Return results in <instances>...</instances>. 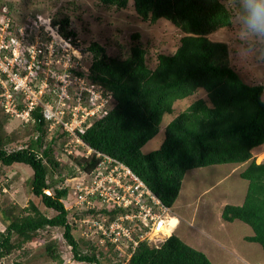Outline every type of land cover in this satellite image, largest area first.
Returning a JSON list of instances; mask_svg holds the SVG:
<instances>
[{"label":"trees","instance_id":"obj_1","mask_svg":"<svg viewBox=\"0 0 264 264\" xmlns=\"http://www.w3.org/2000/svg\"><path fill=\"white\" fill-rule=\"evenodd\" d=\"M130 1L144 20L156 23L166 18L184 34L173 53L158 54L154 68L148 66L145 50L139 45L121 59L111 58L97 43L89 46L93 54L90 77L112 92L114 104L80 136L92 148L128 165L169 207L178 198L187 170L212 164L249 162L240 173L248 180L244 200L239 205L226 204L222 217L249 224L253 234L246 235L245 239L259 243L264 249V162L258 163L253 157V149L264 144V85L244 81L230 65L228 44L208 36L220 28L232 26L231 10L221 0H100L103 5L117 9L126 8ZM68 23L66 17L62 24L67 26ZM60 31L79 46L74 30H64L62 26ZM200 88L207 99L193 100L167 123L161 145L144 153L142 147L159 132L164 114L173 111L177 100L196 94ZM33 115L37 129L47 127L40 107ZM3 144L0 132V163L29 165L33 170L32 193L55 213L48 215L31 200L14 214L0 202V214L9 219L5 229L0 230V264L2 258L25 242L37 239L39 234L47 235L51 229L54 233L60 227L76 260L100 264L95 248L92 246V252H84L73 233V229L80 230L83 225L73 218H81L87 211H73L64 203L69 198V188L57 186L59 180L52 177L54 169L60 165L53 148L48 145L39 151L41 137L28 148L12 151H7ZM68 158L87 171L99 162L95 153L89 156L68 154ZM45 189L51 192L47 194ZM98 208L97 212L107 213L108 219L119 212L118 209L109 210L105 204ZM82 237L96 245L92 241H96L97 234ZM53 239L44 248L59 262L58 238ZM150 242L141 239L125 264H212L204 251L175 233L162 242ZM107 244L114 249L113 243ZM127 248L131 249L132 245Z\"/></svg>","mask_w":264,"mask_h":264},{"label":"rangeland","instance_id":"obj_2","mask_svg":"<svg viewBox=\"0 0 264 264\" xmlns=\"http://www.w3.org/2000/svg\"><path fill=\"white\" fill-rule=\"evenodd\" d=\"M231 10L233 24L229 28H220L208 36L217 41L226 42L229 46L230 65L249 84L264 85V44H255L246 40L244 33L239 30L237 20L240 15L239 0H221ZM9 16L13 30L18 33L22 26L25 31L39 25L53 31L74 30L76 42L73 44L75 54L82 64L90 67L93 54L88 47L93 43L106 49L111 58H124L130 54L134 47L139 45L145 50L146 62L154 68L157 64L159 53L170 54L175 51L184 34L173 22L166 18H160L156 23L144 20L134 10L133 1L123 9L113 6H105L100 0H0V16ZM68 18L67 26L63 20ZM56 24H55V22ZM43 22V24H41ZM59 26V27H58ZM33 27L31 28V30ZM48 30V31H47ZM46 30L50 32L49 29ZM45 33V31H44ZM51 36L45 37V39ZM72 40V39H71ZM73 42V41H72ZM61 56L58 52L57 57ZM45 72H41L35 81L37 88H43V101H59L62 95L60 78L69 79L66 70L61 63L45 65L47 58L40 55ZM91 78V77H90ZM71 84V83H69ZM66 87L69 94L67 108L76 104L75 84ZM203 97L207 99L205 91H197L196 94L179 99L174 103L173 111L165 113L159 132L150 139L142 151L148 153L157 149L165 137V126L177 114L183 111L193 100ZM264 98V94H263ZM21 100V98L19 99ZM85 103H87L85 101ZM114 104V102H113ZM111 101L108 103L112 107ZM43 130L37 129L34 122H23L20 117L9 115L0 100V132L4 142V148L12 151L20 148H28L37 137L42 139V148L51 146L54 156L60 165L54 169L52 177L58 179L57 186L66 185L69 188L68 199L65 204L72 209L74 194L72 185L76 181L85 179L81 176L80 167L74 160L68 158L67 148L77 146L71 136L65 134L60 126L50 129L47 125ZM66 144V145H65ZM75 155V153H72ZM253 157L256 162H264V144L253 149ZM244 163H221L192 168L186 171L182 181L180 193L174 205L170 207L169 214L177 218V222L171 223L175 227H169L166 233H175L193 247L204 251L212 264H264V249L257 242L245 239L246 235L253 234L252 227L246 222L235 219L227 221L222 217V211L226 204L239 205L243 202L248 180L240 173L248 165ZM84 170V169H82ZM32 168L23 163L3 165L0 163V202L3 207H8L14 214L18 208L26 206L33 200L45 213L51 215L54 209L46 207L41 198L31 191ZM76 177V179H72ZM11 213V212H10ZM9 222L6 216L0 214V230L5 229ZM86 228L87 225L80 226ZM75 230L73 233L84 252H94L100 264H125L128 256L125 255V245H119L116 249L98 238L94 244L82 236H87L84 230ZM50 230L49 236L39 234L37 239L25 242L22 247L13 250L2 258L1 264H92L90 262L75 259L71 246L63 236V228ZM50 236L57 239V251L60 260L53 259L44 246L48 241H53ZM154 238L150 243H159ZM125 244V243H123ZM24 247V248H23ZM117 252V253H116Z\"/></svg>","mask_w":264,"mask_h":264},{"label":"built area","instance_id":"obj_3","mask_svg":"<svg viewBox=\"0 0 264 264\" xmlns=\"http://www.w3.org/2000/svg\"><path fill=\"white\" fill-rule=\"evenodd\" d=\"M35 23V26L31 25L32 30L26 28L24 31L21 26L16 33L9 16H0V100L5 111L29 123L35 122L33 111L40 107L50 129L60 126L65 134L75 139L77 146L66 147L68 154L89 156L95 153L99 158L90 171L81 169L85 179L72 185L73 211H87L83 217L73 219L82 222V226L87 225L84 232L88 236L97 234L101 241L111 242L116 248L125 245L128 257L141 239L164 241L171 234L164 230L175 227L171 223L170 207L128 165L92 148L80 136L95 120L107 114L111 108L108 103L114 102L112 92L90 78V67L84 66L76 56L71 38H65L58 29L53 31L50 26L39 25L37 20ZM47 29L50 32L46 34ZM48 36L51 37L45 39ZM58 52H61L60 57H57ZM40 55L47 58L45 65L49 66V71L54 62L70 71L66 74L69 79L60 78L63 90L59 101H43L46 91L37 88L35 81L40 73L48 75ZM68 84L77 87L76 104L69 109L65 106L70 97L65 92ZM103 204L109 210L118 209L119 212L108 219L107 213L97 212ZM130 245L132 248L128 249Z\"/></svg>","mask_w":264,"mask_h":264},{"label":"clouds","instance_id":"obj_4","mask_svg":"<svg viewBox=\"0 0 264 264\" xmlns=\"http://www.w3.org/2000/svg\"><path fill=\"white\" fill-rule=\"evenodd\" d=\"M239 7L237 24L245 39L255 44H264V0H239ZM50 190L45 189V192L49 194L47 191L51 192ZM98 239L100 240L99 237Z\"/></svg>","mask_w":264,"mask_h":264},{"label":"bare ground","instance_id":"obj_5","mask_svg":"<svg viewBox=\"0 0 264 264\" xmlns=\"http://www.w3.org/2000/svg\"><path fill=\"white\" fill-rule=\"evenodd\" d=\"M172 221H173V223L175 224V222H177V218L176 217H172Z\"/></svg>","mask_w":264,"mask_h":264},{"label":"crops","instance_id":"obj_6","mask_svg":"<svg viewBox=\"0 0 264 264\" xmlns=\"http://www.w3.org/2000/svg\"><path fill=\"white\" fill-rule=\"evenodd\" d=\"M250 235V234H249Z\"/></svg>","mask_w":264,"mask_h":264}]
</instances>
